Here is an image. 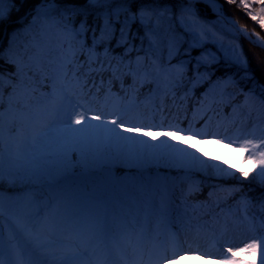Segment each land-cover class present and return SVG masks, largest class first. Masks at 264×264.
Masks as SVG:
<instances>
[{
    "label": "rangeland",
    "instance_id": "1",
    "mask_svg": "<svg viewBox=\"0 0 264 264\" xmlns=\"http://www.w3.org/2000/svg\"><path fill=\"white\" fill-rule=\"evenodd\" d=\"M248 3L251 5V8L248 9L253 14L260 12L261 8L264 7V5H261L260 0H248ZM42 20H39L38 29L24 43L30 46L25 53L24 63L34 69L40 82H48L49 85L46 93L42 94L37 89H34L35 86L24 84L18 90L16 89L12 95V99L7 101L2 129H0L4 135V143L0 145V153H3L5 157H7L9 143L8 122L10 116L20 112L37 113L49 102L55 88L57 90H64L68 95H71L74 102H79L92 108L96 115L101 114V112L95 111V106L98 103H116L115 110L123 112L125 119L132 121L126 124V128H141L149 132L147 137H144L142 133L139 134L142 139H148L155 145L158 136L171 132L172 135L170 137L166 136L170 139L169 144L188 148L189 152L198 150L196 155L200 157V160H195L191 156L178 153L171 148L159 146L145 152V156L149 158V162L142 165L143 167L198 170L199 173L207 174L213 178L235 177L254 182H257V180L264 181L259 175L262 166L252 159L254 152L257 156L260 152H264V143H261L264 141V122L263 130L256 135L242 134L241 119L235 121L231 119V123H225L227 116H231L233 107L242 102H248L253 105L261 112L264 119V98L262 95L253 90L236 88L231 85L233 80L230 76L225 77L221 81H213L207 78V74L198 73L189 82L185 80L177 82V80L171 79V77L182 68V62L171 63L164 67L158 74L157 79L159 85L165 83L167 86L168 84V89L165 86V91L168 94L167 97L179 109L181 103L186 100L187 95L193 91L194 87L205 81L203 83L204 87L199 92L198 101L191 108L186 120H184V111H182L184 114L176 111L173 116L167 115L164 105L156 102L153 85L148 89L147 94L141 98V101L135 99L133 91L128 92L125 100L121 102L117 101L120 96L111 90L107 92L101 90L95 94V91L91 88L89 89L91 92L85 93V89L87 90V78L93 72L92 70L96 68L93 67L92 62L96 58L100 62L101 58H103L105 66L108 58H112L115 61V53L111 52L107 45L97 48V42L93 48V35L88 32L82 37L85 43V47L83 48L78 43V39L81 38H71L72 40H65L64 42H61L59 39L54 40L51 34L62 31V24L68 23L69 19L65 21L58 19L59 24H57L56 20L51 18L50 20H52L54 25L50 27ZM79 24L80 21L76 24L72 23L71 27L78 28ZM90 49L91 51H89ZM73 53L75 54L73 55ZM80 53L85 54L84 60L79 56ZM117 59L121 60L119 56ZM76 60H80L83 66L79 65L80 63H77ZM109 65L114 71L116 64L112 66L109 63ZM66 72L68 73L65 75ZM85 72H88L90 75ZM130 75L132 74L130 73ZM144 75L145 71L143 69L140 70L137 81H142ZM130 79V82H132V78ZM69 85L71 88H69ZM127 88L129 89V86ZM169 90L171 91L170 93L173 92L172 95H170ZM145 101H148L145 104V110L140 113H133L138 104ZM10 103L11 112L9 111ZM215 108H218V110H215ZM205 111L206 113L203 115ZM193 113L197 114L195 118L192 116ZM214 123L220 125L218 127L220 130L218 134H211L206 129L203 130ZM24 127V124L17 120L16 124L12 126L11 135L15 137L18 134H23ZM223 130L227 133L223 134ZM127 134L137 135L134 132L133 134ZM245 141H252L259 146L253 150L251 145H249L247 150H245L243 147ZM218 148L226 149L223 159L216 156ZM118 165L124 166L123 164ZM215 165H219V169ZM131 166L138 167V165ZM225 169L227 171H224ZM245 171L248 172L247 177L242 174ZM114 181L115 179L103 186L93 185L89 181L87 187L80 190L65 191L61 188L50 198L43 195L41 197L42 201L31 212H27V210H30L33 199H31L30 195H25L19 200L11 214L0 217V262L2 264H10L9 256H12L15 252L22 253L21 246L24 244L32 250L29 243V234L34 232V228L38 223L44 225V234L51 241L61 243V247L67 243L69 234L66 235L62 231V224L55 218L57 213L53 210L61 208L69 212L71 204L76 200L82 204L91 201L95 205V210L100 214H103L105 211L108 212L117 241L125 239L126 242L120 249L130 255L132 248L129 246L128 238L124 235L120 225L131 222L134 219L143 223L145 216L147 217L149 233L157 236L158 240L163 242L165 247L167 245L171 247L170 238L168 239L165 234H174L177 243L182 241V238L177 234L182 229L181 226L186 228L187 231L193 233L195 231L194 235L203 232L205 237L210 239L216 248L212 261H207L205 264H224L226 249L243 248L246 243H250L253 239L259 240L261 236H264V217L251 211V196L246 192L234 198L232 204L226 205L223 202L213 205L211 199L208 200V198L206 200H197L195 203L183 201L177 207L178 213L176 217L179 225L175 226L169 221L168 212L159 214L151 206L153 205L152 195L156 193V187L160 182L158 177L151 182L150 193L145 191L135 192L129 189L126 179L119 186ZM220 182V184L211 186L208 192L210 196L217 192H230L232 190V182L229 183L227 180ZM177 185L183 189H194L200 186L194 184L189 176H185ZM117 187L119 188L118 192ZM166 189L169 198V194L171 195L173 189L170 179L167 181ZM168 202L170 203V198ZM191 212L197 215L205 213L209 219H201L197 222L193 221L191 219ZM242 225L245 226L246 231L250 235L237 229L238 226ZM164 231L167 232L164 233ZM132 243H135L134 237L132 238ZM61 247L53 246L50 251L58 252ZM192 252L193 250H181L178 253L179 264H190ZM262 254H264V241L260 242V249L256 252L255 256L250 252L240 253L239 256L242 260H245L246 257H251L254 264H261ZM112 257L113 259L118 257L115 250H113ZM92 258V256H86L77 261V264H85V261H91ZM172 258L174 259L175 257ZM50 261L52 264H56V259Z\"/></svg>",
    "mask_w": 264,
    "mask_h": 264
},
{
    "label": "snow or ice",
    "instance_id": "2",
    "mask_svg": "<svg viewBox=\"0 0 264 264\" xmlns=\"http://www.w3.org/2000/svg\"><path fill=\"white\" fill-rule=\"evenodd\" d=\"M63 2L64 0H42L35 10L36 15L32 23L36 24L41 19L47 21L56 15L65 17L67 14L69 22L62 24L65 35L72 39L81 38L78 39V43L83 48L85 43L82 37L88 32L87 9L73 4H64L61 7ZM112 2L113 0H86L88 6H100L106 9L102 13L104 27L100 33L101 41L106 36L110 38L115 32L109 17L113 11L118 17L120 10H108L107 6ZM13 3L14 0H0V21L10 15L12 8L6 5ZM240 3L246 9L251 8L248 0H240ZM260 3L264 5V0H260ZM78 15H83L84 19L80 21L78 28L71 27ZM249 15L264 27V7L255 14L250 11ZM128 19L124 21L125 26L128 24ZM130 19L134 20L135 16ZM120 34L122 38L125 37L124 28L120 29ZM199 35L201 39L206 38L203 31ZM92 41L94 48L97 42L94 30ZM226 55L234 64L245 71L248 70V61L237 48L230 49V54ZM217 59L211 54H204L197 60V65L201 63L207 65ZM9 111L11 112V103ZM4 115L0 112V129H2ZM17 120L25 127L23 134L14 137L11 135L12 125ZM131 122L125 119V114L119 110L113 112L101 110V114L96 115L92 108L74 102L72 96L64 90L54 88L49 102L37 113L20 112L10 116L6 159L4 154L0 153V177L3 176L6 164L10 175L21 180L43 181L50 187L63 188L65 191L86 188L89 181L97 186L106 185L115 179L114 166L118 164L142 166L149 162L145 152L157 147L139 135L142 133L144 137H147L148 131L141 128H126V124ZM133 132L137 135L127 134ZM164 135L170 137L172 133H164ZM3 143L4 135L0 131V145ZM161 145L200 160V157L196 155L198 150L189 152L188 148L169 144L167 140L162 141ZM249 145L253 150L259 146L252 141H245L243 145L245 150ZM252 159L262 166L259 175L261 179H264V152H260L258 156L254 152ZM215 167L219 169V165ZM242 174L245 177L248 176L246 171ZM67 219L71 221L68 242L63 244L58 252L50 251L51 244L42 232H31L29 243L32 251L28 253L27 258L23 253H18L14 264H52L49 257H56V264H77V261L86 256H92L95 259L85 261V264H179L178 252L181 249L178 247L175 235L172 234L170 237L171 252L169 253L164 243L159 241L157 236L149 233L146 216L143 223L134 219L120 225L132 248L130 257L120 249L108 212L98 213L91 201L83 204L78 200L74 201L67 213ZM133 237L135 243H132ZM261 241H264V236H261L259 240L253 239L243 248L226 249L224 264H249L248 261L240 259L239 254L250 252L255 256L260 249ZM113 250L119 256L118 261L112 257ZM251 264H254V261ZM261 264H264V254L261 256Z\"/></svg>",
    "mask_w": 264,
    "mask_h": 264
},
{
    "label": "trees",
    "instance_id": "3",
    "mask_svg": "<svg viewBox=\"0 0 264 264\" xmlns=\"http://www.w3.org/2000/svg\"><path fill=\"white\" fill-rule=\"evenodd\" d=\"M39 1L14 0L12 5H6V7L12 8L10 15L0 21V77H2L0 80L2 97L0 112L3 111L2 105L5 95L11 93L21 83L36 82L33 71L25 65H20L18 61L11 60L10 56L19 55L26 48L22 41L33 33L35 24L32 21L36 15L35 10L42 2L35 9L33 8ZM64 4L85 7L88 12V32L93 33L94 30L101 46L107 45L110 51L116 53V56L120 55L124 61H128V65H121L126 67V72L129 67L136 68V70L145 68L148 83H151L158 71L165 65L183 62L184 67L176 74V78H192L198 72H203L208 74V79L220 81L228 74L234 80L232 85L236 88L253 89L264 97V47L243 35L221 14L214 12L203 1L113 0L107 9L120 10L118 17L114 11L109 17L115 32L110 38L106 36L103 41L100 40V33L104 27L102 13L106 10L105 7L88 6L86 0H64L61 7ZM223 5L225 12L234 15L240 23L255 28L264 36V27L257 20L252 19V16L249 15L250 10L244 8L240 0H223ZM133 16L135 19H130ZM65 17L69 19L67 14ZM126 18H129L127 26L124 24ZM83 19V15H78L75 22ZM121 28L125 30L124 38L120 34ZM201 31L205 33V39L200 38ZM232 48H237L238 52L244 54L248 61L247 71L227 58L226 54H230ZM204 54H211L218 59L210 64L201 63L198 66L197 60ZM102 75L105 77L104 74ZM198 87L200 89L201 86ZM136 89L139 93V89H143V87L139 85ZM196 93L194 92L187 97L183 108L188 109L195 100L194 95H197ZM156 97L158 101L165 102L164 108L167 112L172 114L176 110V106L166 101L165 94L159 96L157 93ZM116 168L117 179L122 181L124 176H127L128 184L136 190H148L150 187L148 181H152L150 179H154L158 173L154 168H149L147 171L136 169L130 165L116 166ZM159 172L161 186L155 197V205L159 211L167 210L165 182L169 175L172 177L173 184L188 175L201 187L195 190H184L174 185L171 213L174 212L181 200L190 201L198 197L206 198V192L211 181L227 180L238 184L240 191L239 189L236 190L239 192L246 190L252 198L251 208L264 216V181L257 180L254 182L235 177L211 179L208 175L186 169L162 168ZM140 182L142 185L135 187ZM45 185L41 181L21 180L10 175L5 164L3 176L0 177V210L10 212L20 194L28 188H31L29 191H33L32 194L38 198L40 191L46 190ZM37 187L42 189H37ZM232 197V194L230 195L227 191L220 192L214 196L212 201L214 205L221 202L230 204Z\"/></svg>",
    "mask_w": 264,
    "mask_h": 264
},
{
    "label": "bare ground",
    "instance_id": "4",
    "mask_svg": "<svg viewBox=\"0 0 264 264\" xmlns=\"http://www.w3.org/2000/svg\"><path fill=\"white\" fill-rule=\"evenodd\" d=\"M210 4L214 7L217 8V3L215 1L209 0ZM52 32V31H51ZM51 37L56 40L59 39L61 42H64L65 40H72L71 37L65 35V32L59 31V32H53L51 34ZM255 37L258 36L255 35ZM75 41V40H73ZM68 72L65 73V75ZM69 88L70 85H69ZM115 104L116 103H108L106 104L105 102L103 103H98L95 106V111L96 112H101V110H103L104 112H113L115 110ZM117 105V104H116ZM196 113H193L192 116L195 118L196 117ZM231 119L238 120L241 119L242 120V134L243 135H256L258 134L261 130H263V122L264 119L262 117L261 112L256 109L253 105L249 104L248 102H242L239 105H236L233 107L232 109V114L231 116H227V120H225V123H231ZM219 124H212V126H208L206 128H204L203 130H207L209 131V133L211 134H218L219 133ZM224 133L226 134L227 132L225 130H223ZM167 140L170 143V139L167 138L164 135H160L158 136V139L156 140L155 145H157V147L162 146L161 142ZM238 143V141H237ZM226 154V149L225 148H218L216 151V156L223 159L224 156ZM56 214L55 218L60 222V224H62L61 228L62 231L65 232L66 235L70 234V228H71V221H69L67 219V213L68 211L65 209H61V208H56L53 210ZM49 220V219H48ZM182 229L179 230V232H177V234L179 235V237L182 238L181 242H178V247L181 250H193L192 252V259L191 261H189L190 264H205L207 261H212V256H214L215 254V246L214 243L211 242L210 239H208L207 237H205V234L203 232H200L198 235H194L193 232L191 231H187L186 228L182 227ZM34 232H42L45 239L47 241L50 242L51 244V248H53V246H60L61 247V243L59 242H53L50 240V238L45 235V227L42 223H38L35 228H34ZM238 230H240V232L242 231L243 233H248L246 231V228L244 225L242 226H238L237 227ZM167 231H164V233H166ZM189 234V235H187ZM249 234V233H248ZM166 237H168V239L170 238L171 234H165ZM250 235V234H249ZM120 248L123 247L124 244H126L125 239L124 240H120L117 241ZM166 248L168 249L169 253L171 252V247H168V245L166 246ZM22 249V253L25 255V258H27V255L29 252H31L32 250L29 249L25 244L21 246ZM180 252V251H179ZM178 252V253H179ZM17 254L18 252H15V254H13L12 256H9V261L10 264H14L15 260L17 259ZM129 257L131 256L130 254H127ZM49 260H54L56 259V257H49ZM95 257L92 258V260H94ZM91 260V261H92ZM244 261H248L249 264H251L252 260L251 257H246V259Z\"/></svg>",
    "mask_w": 264,
    "mask_h": 264
},
{
    "label": "water",
    "instance_id": "5",
    "mask_svg": "<svg viewBox=\"0 0 264 264\" xmlns=\"http://www.w3.org/2000/svg\"><path fill=\"white\" fill-rule=\"evenodd\" d=\"M217 12L223 14V15L226 17L227 20H229V21H230L231 23H233L236 27H238L242 32H244L242 28H246V27H245L243 24H240V23L238 22V20H237L233 15L225 14L224 12L219 11V10H217ZM246 35H247V34H246ZM247 36H248V35H247ZM254 40H255L256 42L259 41V44H261L262 46H264V39L261 38L260 36H258V39H257V38H254Z\"/></svg>",
    "mask_w": 264,
    "mask_h": 264
}]
</instances>
